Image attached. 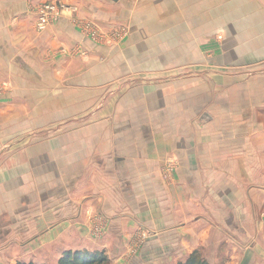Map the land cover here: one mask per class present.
<instances>
[{
  "label": "crops",
  "instance_id": "0c3cea01",
  "mask_svg": "<svg viewBox=\"0 0 264 264\" xmlns=\"http://www.w3.org/2000/svg\"><path fill=\"white\" fill-rule=\"evenodd\" d=\"M1 85L0 264H260L264 0H0Z\"/></svg>",
  "mask_w": 264,
  "mask_h": 264
},
{
  "label": "built area",
  "instance_id": "2783aa9c",
  "mask_svg": "<svg viewBox=\"0 0 264 264\" xmlns=\"http://www.w3.org/2000/svg\"><path fill=\"white\" fill-rule=\"evenodd\" d=\"M77 12H78V10L76 7H73L72 5H68L65 3H61V2H59V3L58 2L44 3L37 9L38 20L36 23V29L39 32L44 31L52 23L58 21L59 19L64 17L67 13L72 15L71 17L74 19L75 22L79 21V19L76 18ZM80 24L83 27V24L82 23H80ZM88 24H90V23H88ZM119 29H116L112 32L118 31ZM98 32H100V31L96 30L95 28H93V30H91V28L88 29L87 27H85V32H83V33L86 35V37H88L91 41H93L95 43H98L101 45H107V46L114 45V41L109 40V38H108L109 36H111V34H109V36H106V38H108V39H106V41H105V39L99 41L100 35L98 34ZM115 33H117V32H115ZM122 37L123 36H121L119 39H121ZM112 39H114V38H112ZM147 237H148V234H147Z\"/></svg>",
  "mask_w": 264,
  "mask_h": 264
},
{
  "label": "rangeland",
  "instance_id": "374dc122",
  "mask_svg": "<svg viewBox=\"0 0 264 264\" xmlns=\"http://www.w3.org/2000/svg\"><path fill=\"white\" fill-rule=\"evenodd\" d=\"M58 3H59V1H58ZM72 6L76 7L74 5H72ZM77 10L79 11L78 8H77ZM77 14H78V12H77ZM78 19H79V21L77 23H79V25L81 27V30L83 32H85V27H87L88 29L91 28V30H93V28H95L96 30L100 31V32H98V34L100 35L99 41H101L103 39H105V41H106V39L109 38V40H113L114 44H116V43L122 41L124 39V37L126 36V34L128 33V29L125 28V27L124 28L122 27V29L120 28L118 31H115L117 33H115V32L109 33V32H106V31L102 30L97 24H95L93 22H90V20L82 19L80 17ZM80 23L83 24V27H82V25ZM88 23H90V24H88ZM109 34H111V36H109ZM106 36H109V37L106 38ZM121 36H123V37L121 39H119ZM112 38H114V39H112ZM8 89H9L8 85H1L0 86V94L5 93ZM175 169H176L175 162L173 160H167L166 163H165V166L163 168V173H162L163 179L166 180V181L170 180L172 178V176H173V173H174ZM147 234H148V237H149L150 235H149L148 231H143V233L139 236L140 237L139 239H140L141 242L148 238ZM245 247L248 248V249L249 248L254 249V245L253 246L252 245L247 246L245 244ZM259 254H260V264L261 263L264 264V250H261L259 252ZM249 263H250V261H249Z\"/></svg>",
  "mask_w": 264,
  "mask_h": 264
},
{
  "label": "trees",
  "instance_id": "16d2710c",
  "mask_svg": "<svg viewBox=\"0 0 264 264\" xmlns=\"http://www.w3.org/2000/svg\"><path fill=\"white\" fill-rule=\"evenodd\" d=\"M34 264V263H19ZM59 264H110L109 258L105 253L90 252L86 250L67 251L59 260ZM179 264H210L200 252H193L186 261Z\"/></svg>",
  "mask_w": 264,
  "mask_h": 264
}]
</instances>
